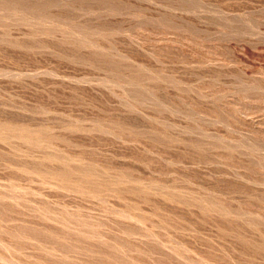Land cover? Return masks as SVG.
Masks as SVG:
<instances>
[{
  "label": "rangeland",
  "instance_id": "1",
  "mask_svg": "<svg viewBox=\"0 0 264 264\" xmlns=\"http://www.w3.org/2000/svg\"><path fill=\"white\" fill-rule=\"evenodd\" d=\"M15 1L0 264H264V0Z\"/></svg>",
  "mask_w": 264,
  "mask_h": 264
},
{
  "label": "bare ground",
  "instance_id": "2",
  "mask_svg": "<svg viewBox=\"0 0 264 264\" xmlns=\"http://www.w3.org/2000/svg\"><path fill=\"white\" fill-rule=\"evenodd\" d=\"M18 4V3H17ZM46 2L45 1H41V0H37V1H34V2H30V3H28L27 4V6H24L23 7V9H24V11L25 12H31L32 13V11H35L36 9L37 10H43L44 8H45V6H46ZM22 5V4H21ZM16 8H18L17 7V5H16V1L15 0H2V1H0V11H6L7 13H14V10H18V9H16ZM40 10V11H41ZM45 11V10H44ZM40 13H42V11L40 12ZM25 14H27V13H25ZM45 14V13H44ZM43 14V15H44ZM48 14V13H47ZM2 15V14H1ZM23 15V14H22ZM42 15V14H41ZM46 15V14H45ZM4 16V15H3ZM40 16V15H39ZM46 19V18H45ZM83 30V29H82ZM81 30V31H82ZM82 32H84V31H82ZM81 32V33H82ZM69 33H70V31H69ZM72 35V34H71ZM75 35V34H74ZM83 35V34H82ZM74 37V36H73ZM76 37V36H75ZM85 38V37H84ZM81 38H79L78 40H80ZM83 39V38H82ZM75 40V39H74ZM83 40H86V38L85 39H83ZM82 41V40H81ZM82 42H84V41H82ZM81 42V43H82ZM130 80V79H129ZM132 80V79H131ZM132 82V81H131ZM133 83L135 84V83H137V82H134L133 81ZM134 90H136V89H134ZM137 92V91H136ZM67 169V168H66ZM68 171V170H67ZM67 171H62L61 173L60 172H58V173H60L61 175H60V177H63V178H65L66 179V176L68 175V173H67ZM82 174H79V176L81 175V179H82V181H84V182H90V181H92V177H91V171H90V169L88 168V169H83L82 171ZM80 172V173H81ZM123 179V178H122ZM78 180V179H77ZM67 181V180H66ZM65 181V182H66ZM82 184V183H81ZM84 185V184H83ZM82 185V186H83ZM89 185H91V184H89ZM97 185L99 186V183H97ZM96 184H94L91 188V191H94V190H97L98 189V186H97ZM102 185V184H101ZM103 186V185H102ZM80 189V188H79ZM82 189V188H81ZM84 189V188H83ZM103 191V190H102ZM102 194V193H101ZM95 196V195H94ZM97 197H100L99 196V194H98V196ZM102 198V197H101ZM93 229V228H92ZM92 232V231H91ZM90 233V232H89ZM88 233V234H89ZM98 233V232H97ZM83 234V233H82ZM95 234V233H94ZM93 234V235H94ZM49 235H51V234H49ZM79 235V234H78ZM96 235V234H95ZM94 235V236H95ZM47 236H48V234H47ZM80 236V235H79ZM86 236H88V235H86ZM49 237V236H48ZM57 237V236H56ZM81 237H82V235H81ZM78 238V237H77ZM79 239V238H78ZM85 239H87V238H85ZM95 239H97V237L95 238ZM94 239V240H95ZM52 240V239H51ZM54 240V239H53ZM80 240V239H79ZM78 240V241H79ZM89 240H90V238H89ZM101 240V239H100ZM55 241H56V239H55ZM60 241V240H59ZM77 241V242H78ZM86 241H88V240H86ZM93 241V240H92ZM76 243V242H75ZM83 243V242H82ZM73 244V243H72ZM109 244V243H108ZM61 245V244H60ZM64 245V244H63ZM62 245V246H63ZM66 246V245H65ZM64 246V247H65ZM68 247H69V249L71 248L69 245H67ZM67 247V248H68ZM75 247V246H74ZM73 247V248H74ZM88 247V246H87ZM113 247V246H112ZM63 248V247H62ZM72 248V249H73ZM108 250V249H107ZM63 251V250H62ZM67 251H68V249H67ZM90 251V250H89ZM117 251V250H116ZM114 252V251H113ZM109 253V252H108ZM115 253V252H114ZM121 253V252H120ZM119 254V253H118ZM114 255V254H113ZM64 257V256H63ZM62 257V258H63ZM108 257V256H107ZM113 257V256H112ZM65 258V257H64ZM105 258H106V256H105ZM118 258V257H117ZM120 258H122L121 256H120ZM116 259V258H115ZM114 259V260H115ZM67 260V259H66ZM107 260V259H106ZM116 261V260H115ZM105 262V261H104ZM108 262V261H107ZM113 262V261H112ZM130 262V261H129ZM108 263H110V262H108ZM114 264V263H113ZM130 264V263H129ZM133 264V263H132Z\"/></svg>",
  "mask_w": 264,
  "mask_h": 264
}]
</instances>
